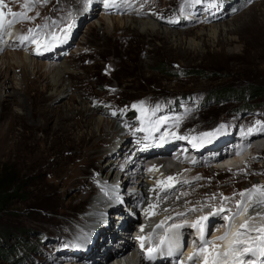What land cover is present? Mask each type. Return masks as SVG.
Segmentation results:
<instances>
[{"label": "rangeland", "instance_id": "374dc122", "mask_svg": "<svg viewBox=\"0 0 264 264\" xmlns=\"http://www.w3.org/2000/svg\"><path fill=\"white\" fill-rule=\"evenodd\" d=\"M95 2L98 7L93 5L95 7L93 9L92 4ZM107 2L119 6L105 7L104 0H80L74 7L73 13L70 11L72 14L63 25L61 20L58 23L59 15L55 0H47V2L0 0V13H2L0 17H3L0 23L4 25L0 28L1 56L11 54L12 62L18 64L19 54H23L31 63L32 73L35 71L33 67L36 63L47 67L69 62L73 67L72 75L83 79L75 80L82 95L73 92L75 97L73 113H75L66 114L73 118L62 124L61 131H56L54 134L25 131L19 140L21 145L16 152L0 158V170L3 169L7 175L4 182H9L1 188L2 191L9 193V197L0 208V232L7 231L9 235L5 241L0 239V243H6L8 248L6 254L0 252V264H29L27 263L29 260L35 262L40 254L47 255L49 250L62 246L52 243L53 239L57 241L56 237L61 239V243L65 241L67 245L79 235L73 231L60 232L56 227L49 225L53 217L52 210L57 208L61 200L66 201L71 197L76 188L74 185L65 186L64 178L70 176L72 172L83 170L82 163L79 164L80 161L76 160L78 157L74 153V148L83 146L82 142L88 140L87 134L90 132L99 138L95 126L98 118L103 120L104 125L114 121L120 127L118 133L127 136L125 144L133 143L134 140H130L132 136L126 134V128H131L133 121L137 125L140 115L141 120L144 121L149 106L154 108V122L157 124V121L162 122L160 118L162 112L156 110L157 106L162 109L161 111L163 109L166 112L175 109L180 111L189 107L190 103H187L192 101L197 105V123L184 129L185 133H174L162 127V130H165L163 133L184 138L189 132L202 131L203 133L198 137L205 138L207 144H213L224 130V138L231 140L228 146L221 150L218 148L219 151L212 148L213 151H210L212 153L207 157L210 158V164L198 158L194 166L187 167L189 171L195 172L191 179L185 174H180L172 181H168L166 175L162 176L161 178L165 177L164 182L167 184L164 189L171 191L169 200L178 208L168 207L170 204L166 200L163 204L167 206L161 209L162 206L160 207L157 202L153 215L159 217L169 212L168 215L172 217L176 215L186 222L187 213L194 214L202 206L206 210L207 208L213 210L212 207H215V210L223 208L227 212L243 197L240 193H248V190L253 189L255 190L247 194L251 200L255 195V201L257 200L253 202L256 206H252L251 218L254 219L256 214L264 211V200L262 202L264 195L261 194L264 191V151L256 158L240 164L235 170H220L221 172L217 173L212 167L215 159L220 158L223 152L237 153L235 143L240 141L238 138L248 134L249 129H257V122L264 124V103L260 99L248 98L242 101L241 97L217 102L205 101L209 92L216 88H239L253 79L264 81V0H199V2L197 0H107ZM25 4L29 7H25ZM213 4L218 6H210ZM185 9L195 13L196 16L192 15L193 19L186 18L188 14ZM12 13L24 14L28 19L22 16L14 17ZM204 14H207L208 18H202ZM10 20L15 22L7 24ZM142 20H153L157 24L156 32H142L139 27ZM69 24L73 27L71 38L67 42H53L50 47H44L43 42L49 34L60 35L61 29ZM90 27L93 29L88 31ZM30 29L33 33L29 32ZM214 29L215 34L210 36ZM12 35L17 37L12 40L15 44L18 43L16 47L11 41ZM9 36L10 39L7 40ZM24 36H28L29 39L22 41L21 38ZM32 39L41 42L40 54H37V44L32 43ZM68 42L71 45H66ZM66 80L65 82H68V79ZM49 83L48 79L39 86L40 96L53 97L52 104H48L49 107L51 109L58 107L64 111L67 97H54L50 88L45 89L44 85ZM21 87L23 89L15 71L11 72L9 77H3L0 80V105L11 97L13 91L19 92ZM65 90L64 85L61 91ZM40 96L37 94L35 97L32 96L34 104L40 100ZM141 102L143 110L139 107ZM134 105L138 107H133ZM14 109L18 113L21 112L17 108ZM77 110L80 114L76 113ZM25 111L29 113L28 106ZM90 116L93 119L92 124L87 126V118ZM123 121L127 122L126 127L122 124ZM28 123L32 121L29 120ZM34 123L39 122L36 120ZM52 124L53 121L50 122V125ZM221 125L224 127L221 128ZM16 129L18 132L21 131L20 128ZM82 133L84 136L80 138ZM263 134L264 131L258 130L257 135ZM140 138L143 139L142 134L138 133L137 139ZM190 141L193 142L194 139ZM182 142H177L171 148V152L177 148V145H182ZM107 159L108 157L103 158L100 164H104ZM139 162L140 160H137L136 164ZM121 163L116 169L123 171ZM184 164L185 162L182 165ZM200 169H205L203 171L205 178L192 182V178L198 179ZM102 174V181L107 183L109 180L107 173ZM118 177L113 187L116 185L120 188L117 193L110 192L106 202L96 208L97 212L86 214L83 213L84 208L78 214L79 220L92 219L84 225L83 228L86 230L92 223L100 220L108 208L116 205L118 199L122 198L124 189L127 196L131 194L130 187L133 188L131 192L136 193L137 186L121 183ZM149 180L154 181L152 177H149ZM141 189L142 187H139L138 194ZM164 194H166L163 197L165 199L170 195L165 192L162 195ZM207 194L210 196L206 200ZM94 198L92 197L91 200ZM134 200L127 199V211L139 221L141 210L137 208L139 213L135 210ZM145 201L146 198L142 197L135 200L136 205ZM90 207L94 208L92 204ZM152 207L154 208V205ZM192 209L196 210L192 211ZM215 210L213 212H216ZM43 218H46L47 222H40ZM219 223L220 219L216 224ZM133 224H136L135 221ZM129 230L126 231L129 242L131 241L127 247L128 252L134 246ZM78 242L83 244V241ZM87 242L88 240L83 247L80 246V250L86 249ZM77 256L80 257V254ZM73 258L75 260L66 257L59 261L76 264L81 260V257ZM111 259L109 258L108 261Z\"/></svg>", "mask_w": 264, "mask_h": 264}, {"label": "bare ground", "instance_id": "6f19581e", "mask_svg": "<svg viewBox=\"0 0 264 264\" xmlns=\"http://www.w3.org/2000/svg\"><path fill=\"white\" fill-rule=\"evenodd\" d=\"M55 2H56L55 7L58 8V15H59L58 23L60 22L59 20H61L63 25H65L66 19L71 16L74 7H76V5L80 2V0H55ZM93 5H97V2L93 3L92 6ZM96 7H98V5ZM94 8L95 7L93 6V9ZM186 14H188L186 18L193 19L194 16L192 15H194L195 13L186 12ZM203 17L208 18L207 14L202 15V18ZM2 18L3 17H0V21H2ZM139 27L142 32L155 33L157 29V24H155L153 20L152 21L142 20L139 23ZM92 29L93 28L90 27L88 31H91ZM215 32H216L215 29L212 30L210 36H213ZM16 38H17L16 35H12L11 41ZM9 39L10 36L7 38V40ZM12 42L14 43V41ZM16 44L14 45L15 47ZM84 44L85 43H82V45ZM66 45L69 46L71 45V43L68 42ZM19 55H20V62L19 63L17 62L18 64L12 62L11 54L4 56L0 55V80L3 77H9L11 72L15 71L18 74L19 80L23 86V89L21 87L19 92L13 91L11 97L8 100H6L3 105H0V158H2L3 156H10L16 152L18 147L21 145V142H19V140L23 136L25 131L26 132L29 130H33L35 132L41 131L44 132L45 134H54L56 131H61L63 129L62 124L69 122L73 118V116H68L66 114L70 113L74 115L75 113V112L73 113L74 110L73 105H75V97L73 95V92L82 95L81 90L76 86L77 83H75L76 79L81 80L82 77H74L72 75L73 72L71 71H73V67L69 62L68 63L66 62L64 64H57L55 66L49 65L47 67H45L44 65L39 66L38 63H36L35 66L33 67L35 71L34 73H32L30 67L31 63H29L26 60L27 58L23 54L20 53ZM48 79L50 83L44 85L45 89L50 88V90L53 92L54 97H58V98L67 97L66 109L64 111H62L58 107L52 109L49 107L48 104H52L51 101L53 97L44 98L42 97V95L40 96L38 92V88L40 85H43ZM66 79H68V82H65ZM64 85L66 86V90L62 92L61 90L62 87H64ZM36 94L40 96V100L36 101V103L34 104L32 100L33 98L32 96L35 97ZM83 97L84 96H81V98ZM189 103H190L189 107L182 108V110L180 111L179 109H175L166 112L165 109L161 111L162 109L159 108V112H162V116L160 117L162 122L160 121L159 124L162 127L168 128V130L171 132L185 133L183 131L184 129L188 128L189 126H193L194 124L197 123V118H196L197 105H194L192 101L188 102V104ZM27 106L29 107L30 110L28 114L25 111V108ZM14 108L19 109L21 112L18 113ZM147 109L148 110L146 111L147 112L146 116L148 120L145 123V126L152 125L149 122L153 123V121H155V118L153 116L154 108H152V106H149V108ZM76 113L80 114L78 110ZM91 118H92L91 116L87 118V126L92 124L93 119ZM29 120L32 121V123L29 124L28 123ZM36 120H38L39 122L38 124L34 123ZM51 121H53L52 125H50ZM95 126L97 132L99 133V138H96L95 135L92 132H90L89 134H87L88 140L86 141L83 140L82 142L83 146L74 148V153L78 157V159L76 158V160L80 161L79 164L82 163L83 170L78 171L77 173L72 172L70 176L64 178L65 180L62 179L63 181H65L66 184L65 186L67 185L76 186L75 189L73 188L74 194L71 197L67 198L66 201L61 200L57 208L52 210L53 217H52V221H50L49 223V225H51L50 227L54 226L56 227V230H59L60 232L73 231L74 233H76V235L77 234L79 235H77L74 238V240L67 243V245L65 244L66 243L65 241L63 242L64 243L63 244L61 243L62 241H60L61 239H59V237H56L58 238L57 241L53 239L52 243L55 242V245L62 244V246L57 247V249L55 250H49L47 255L40 254L38 259L36 258L35 262L29 260L27 262L29 264H61L59 260H63L66 257H70L73 260H75L73 257H77V258L81 257V260L76 264H140L141 259L140 258L136 259L137 254L135 252H132L130 254V251L129 252L127 251V247L130 245L131 241L129 242V238L127 237L126 231L129 230V228H132L133 221L137 222V219L134 218L132 215H130L127 211V206H126L127 199L130 200L131 198H133V200L134 199L137 200L141 197L146 198V201L140 205L138 204L136 205V202L134 200L133 205L134 208H136L135 209L136 211H138L137 208H140L141 210V208H144L145 206L149 207V209L151 208L153 209L152 206L153 205L154 207L157 206L158 205L157 202L159 203L160 207L162 206L161 209H163V206H167V204H163L166 200L170 204V206L168 207L171 206L174 208L177 207L175 205H172V203L170 202L171 200H169V198L171 197L170 194L171 191H166L164 189L167 186V184H165L164 182L165 177L158 179V181L155 180L148 181L149 177L142 171V169L139 168L138 165H136V162H134L138 150L137 145L140 143H144L142 138L134 140L133 143L125 144L127 143V138H126L127 136L118 133L120 131V127L119 125L114 123V121L110 123L107 122L106 125H104L103 120L101 118H98L97 121L95 122ZM16 128H20L21 131L18 132ZM223 131L221 132L220 135H218V140L213 144H207L208 141L204 140L205 138L198 137L203 133L202 131L200 133H197L196 131L194 133L189 132L187 133V135H185L183 139H178L173 135L171 136L170 134H164V135L171 137L172 142H174L171 143V148H173L175 144H177V142L180 143L182 142V140L183 141L185 140V142H182V144L184 143L183 145H186L190 149V151L195 154V161H198V158H202L206 160V163L210 164L211 162L210 158L207 159V157L210 153H212L210 152L213 151L212 148H216L214 150H218V148H220L219 150H221L222 148L228 146L231 141L224 138ZM257 133L258 130H255L251 134H249L248 132V134H246L245 136L242 135V137L238 138L240 141L237 142V144L235 143L236 145L235 147L237 150L236 152H238L245 143H248L250 139H252L254 136H257ZM82 136H84V133L80 135V138ZM260 137L262 138L264 136H260ZM193 139L194 141L191 142L190 140ZM201 139L203 141H201ZM259 139L260 138L258 137L254 138V140H259ZM252 141L250 143H252ZM30 143L31 142L29 141L28 144ZM123 143L125 145L121 146V144ZM206 145H212V146H206ZM178 146L179 145H177V147ZM258 147L259 144L256 143L254 144L251 150L254 151ZM128 149L129 151H127ZM233 152L235 151H232V153L228 152V154L226 152H223L222 154H220V156L226 155L227 157L230 158L236 155V153ZM129 155L132 156L135 155V157L130 160V165L126 166L127 164H125L124 166L126 168H124L123 171L122 169L117 170L116 168H118L120 166V163L125 160L124 159L125 156H129ZM106 157H108L107 161L101 165L100 164L101 160ZM168 157L169 156L155 157V158H151L150 160H157L158 165L162 167ZM232 160L238 161V157L231 159L230 162ZM132 164L133 166L135 165L136 168L138 169L135 174L132 172V169H130ZM204 170L205 169H200L198 171L199 172L198 179L192 178L191 181L194 182L199 180V178L201 179L205 178V176L203 175ZM120 171H122L121 174ZM164 172L166 173V177L176 178L180 174H185L188 175L190 179L191 177H193L192 175L195 173L194 171L193 172L189 171L187 168L177 171L166 170ZM215 172L219 173L221 171L216 170ZM102 173L104 174L107 173L106 175L109 177L107 183L102 181L103 180ZM117 177L118 180L120 179L121 183L137 186L138 189L139 187H142L140 193L139 194L137 193L139 192L138 189H135L136 193H132L131 190H133V188L130 187L131 190L129 192L131 194L127 196V193H125V189L124 190L122 189L123 190L122 198L120 197L118 199L116 205H114L112 208H108L104 212L103 217H101L100 220L92 223L90 225V228L86 230L85 228H83L84 225L90 222L92 219L89 220L87 218H84L79 220L78 214L84 208L85 210L83 213L86 214L87 213L93 214L94 212H97L96 208L101 207L106 202L107 197L110 196V192L114 191L117 193L118 188H120V187H116V185L115 187H113V184H115ZM111 179L113 180L111 181ZM109 181L111 182L109 183ZM158 182H163V183H158ZM164 192L170 194L169 197L167 195L168 197L167 199L163 198L164 196H166V194L162 195ZM208 196H210V194H207L205 198L206 200L209 199ZM245 196H247V194ZM92 197L95 198L91 200ZM254 197L255 195L252 197L253 198L252 201L256 202L257 200L255 201ZM263 200L264 199H262V202ZM253 202L249 207V209L246 211L247 202H245V200L242 201L241 207L236 211V213L239 214H235L233 216L230 228L229 226L223 224L221 215L216 214L213 216L214 210L208 208L206 210L207 212L201 210L195 211L194 216L191 219L186 220V222H183L176 215L174 217L170 215L168 216L169 212H166L164 216L157 217L154 221H152V227L157 232L162 231L161 225L163 223L165 222H166L165 224H167L168 222L169 223L167 224L166 229L164 231L165 234L163 240L160 238H159L160 240L159 239L154 240L155 237H153L149 242L152 249L154 250L152 251L153 256L151 257L150 259L151 262L149 264H172V261H176L177 257L175 255L179 254L177 252L179 251V248H181L182 246V242L184 240V234L186 232H189L188 249L194 250L198 246V241H201L200 240L201 232L199 227H192V225L196 223L201 217L204 216H207L208 219H214L216 223L218 219H220V223L216 224L214 226V229H212V231L209 232V234L208 231L206 230L207 225L209 223L208 219L201 221V225L204 228V239L215 242V248L212 245L207 246L210 249L209 252L211 253L213 251L218 250L219 240H217V237L224 236V234L227 232L228 237L226 240H223L224 241L223 247L219 252L220 253L226 252L229 250L230 247L234 246L235 252L240 255L239 257L230 255L227 258L220 257L219 259L226 260L227 264H239V260H241L242 258L241 255H243L244 253L243 251L240 252V249L243 247L244 243L246 244L248 242V238H251L254 234L252 232H249V230H251L254 227H257L258 225H261V222L264 221V211H261L259 214H256L255 218L253 216L254 219L251 218V216L253 215L250 214L252 212V206H256L253 205ZM91 204L93 205L94 208L90 207ZM234 210L235 207L228 210L229 211L228 214L234 212ZM169 217H171V219L167 221ZM46 220H47L46 218H43L41 219L40 222L42 221L45 222ZM65 221H71V222L69 224H64L63 222ZM158 221H160L162 224L160 225L159 224L160 222ZM40 222H38V224H40ZM176 225H181V227H175ZM242 225L244 227H242ZM73 226H79V227L74 228ZM84 230H86V232H84ZM212 232L214 233L212 234V237L209 238ZM238 232L242 234L237 236L236 234ZM262 236L264 237V229ZM195 237H197V240L195 239ZM87 240L88 242L85 246L86 249L80 250L81 247L85 245ZM132 240H133V236H132ZM237 240L241 241V243L234 245V242ZM78 241H83V244H79ZM143 241H147V239L143 238V240H141L140 238L138 240V245L142 244ZM79 254L80 257L77 256ZM185 256L186 255L181 256L182 263L185 262ZM109 258L112 259L108 261ZM64 263L72 264L71 262L68 261Z\"/></svg>", "mask_w": 264, "mask_h": 264}, {"label": "snow or ice", "instance_id": "6c2138e0", "mask_svg": "<svg viewBox=\"0 0 264 264\" xmlns=\"http://www.w3.org/2000/svg\"><path fill=\"white\" fill-rule=\"evenodd\" d=\"M45 2H47V0H45ZM197 2H199V0H197ZM104 5H105V7H118L119 6V5H116V4H109L107 2V0H104ZM210 6H218V5L217 4H213V5H210ZM25 7H29V5L28 4H25ZM9 12H11L10 9H9ZM0 15H2V13H0ZM12 15L14 17H16V16H22L24 19H28V17L26 15L21 14V13H12ZM14 22L15 21L13 20V21H8L7 23L8 24H11V23H14ZM169 22H173V21H169ZM3 26L4 25L2 23H0V27H3ZM72 27H73L72 24L67 25L64 29H61V34L60 35H57L56 33L49 34V36L46 37V41L43 42L44 43V47L45 48L50 47L53 42H56V43H65V42H67V40L71 38V29H72ZM29 32L30 33H33V30L30 29ZM21 39H22V41L23 40H28L29 37L28 36H24ZM32 43L37 44V54H40L39 48H40L41 42L40 41H37L36 39H32ZM133 107H138V106L137 105H134ZM139 107L143 110V104H142V102H141V105ZM156 110H159V106H157V109ZM113 115H115V113H113ZM156 123L159 124V121H157ZM257 125H258V128L257 129H249L248 130L249 134H251L255 130L264 131V124H260V122H257ZM223 127L224 126L221 125V128H223ZM205 135L208 136V135H212V134H205ZM177 138L178 139H183V137H177ZM160 139L161 140H164L165 137L162 136ZM145 147H147V145H145ZM173 179H174L173 177H168L167 178L168 181H172ZM158 183H163V182H158ZM254 190L255 189L248 190V193H240V195L241 196H244V195L249 194L251 191H254ZM261 194L264 195V191H262ZM240 207H241V205L240 204H237V208L239 209ZM195 210L196 209H192V211H195ZM223 211H225V209H223V208L219 209V212H223ZM216 214H219V213L218 212H214L213 213V215H216ZM236 214H239V213H236ZM224 218L225 219H228L227 216H225ZM207 219H208L207 216L201 217L196 223H194L192 225V227H199L200 228V232H201L200 240H201L202 247L200 249V252H197L193 256H190L189 257V260L194 259V256H199L201 253L207 252V246H209V245H212L215 248V242L214 241L205 240L204 239V228L201 225V221L207 220ZM175 227H181V225H176ZM230 227H231V225H229V228ZM242 227H244V226L242 225ZM241 234L242 233L238 232L236 235L239 236ZM227 237H228V233L226 232L224 234V236L217 237V240L223 241V240H226ZM141 240H143V238H141ZM239 243H241V241L237 240V241L234 242V245L235 244H239ZM141 246L143 247V244ZM152 251H154V250L153 249H149V252L150 253ZM259 252L264 253V248H260L259 249ZM230 255L239 257L240 254H238V253L235 252L234 246L233 247H230L228 251L223 252V253H220L218 251H213V252L208 253L207 255H205V257H204V264H227V261L226 260H221L219 258L220 257L227 258ZM243 255H252V256H255V255H257V250H254L252 248H245ZM149 259H151V256H149ZM239 264H247V262L246 261H243V260H239Z\"/></svg>", "mask_w": 264, "mask_h": 264}, {"label": "trees", "instance_id": "16d2710c", "mask_svg": "<svg viewBox=\"0 0 264 264\" xmlns=\"http://www.w3.org/2000/svg\"><path fill=\"white\" fill-rule=\"evenodd\" d=\"M242 98V101H246L249 99H260L264 103V81L261 79H253L250 80L243 87L239 88H216L209 92V94L205 97L206 102H217L225 99H239ZM7 179V175L4 170H0V208L4 205L7 198L9 197V193L6 191H2V187L7 185L9 182H4ZM9 235V232L4 231L0 232V239L6 240ZM0 252L1 254H6L8 252L7 244L0 243Z\"/></svg>", "mask_w": 264, "mask_h": 264}]
</instances>
